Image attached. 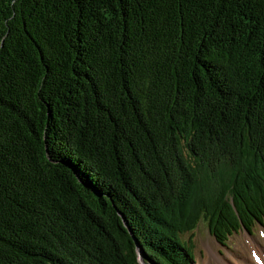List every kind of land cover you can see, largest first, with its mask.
Here are the masks:
<instances>
[{"label":"trees","instance_id":"trees-1","mask_svg":"<svg viewBox=\"0 0 264 264\" xmlns=\"http://www.w3.org/2000/svg\"><path fill=\"white\" fill-rule=\"evenodd\" d=\"M250 218L264 0H0V264H193Z\"/></svg>","mask_w":264,"mask_h":264},{"label":"rangeland","instance_id":"rangeland-1","mask_svg":"<svg viewBox=\"0 0 264 264\" xmlns=\"http://www.w3.org/2000/svg\"><path fill=\"white\" fill-rule=\"evenodd\" d=\"M248 225L249 232L240 228L223 239L222 244L215 239L203 219L191 233L181 237L183 241L190 239L193 244V264H241L249 262L252 251L259 253L258 250H262L260 255H264V219L259 223L256 218H250ZM251 261L253 263V258Z\"/></svg>","mask_w":264,"mask_h":264},{"label":"bare ground","instance_id":"bare-ground-1","mask_svg":"<svg viewBox=\"0 0 264 264\" xmlns=\"http://www.w3.org/2000/svg\"><path fill=\"white\" fill-rule=\"evenodd\" d=\"M258 252L256 251H252L249 255V262L248 261H243L245 264H264V259L262 258V256L264 257V255L262 254V256L260 255V253H262V250H258ZM255 253V255H253ZM214 258V257H213ZM251 258H253V263L251 261ZM241 263V264H244Z\"/></svg>","mask_w":264,"mask_h":264},{"label":"water","instance_id":"water-1","mask_svg":"<svg viewBox=\"0 0 264 264\" xmlns=\"http://www.w3.org/2000/svg\"><path fill=\"white\" fill-rule=\"evenodd\" d=\"M129 233H130V232H129ZM138 261H139L140 264H144V263L141 261V258H140L139 253H138Z\"/></svg>","mask_w":264,"mask_h":264},{"label":"snow or ice","instance_id":"snow-or-ice-1","mask_svg":"<svg viewBox=\"0 0 264 264\" xmlns=\"http://www.w3.org/2000/svg\"><path fill=\"white\" fill-rule=\"evenodd\" d=\"M253 255H255V253Z\"/></svg>","mask_w":264,"mask_h":264}]
</instances>
